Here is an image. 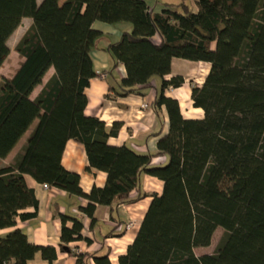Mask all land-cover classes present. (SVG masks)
I'll return each instance as SVG.
<instances>
[{"label":"trees","instance_id":"1","mask_svg":"<svg viewBox=\"0 0 264 264\" xmlns=\"http://www.w3.org/2000/svg\"><path fill=\"white\" fill-rule=\"evenodd\" d=\"M193 1L195 9L181 3L153 12L142 0H0V69L11 53L9 40L24 19L31 20L14 46L22 62L10 79L0 76V159L36 122L14 163L0 168V230L37 216L27 175L85 199L80 211L92 221L97 206L116 211L150 197L117 264H264V0ZM94 22L131 27L105 49L113 68L125 69L111 89L117 96L141 95L160 81L151 105L160 124L155 153L109 145L122 124L106 127L84 114V91L96 77L91 52L100 35ZM173 59L209 65L202 85L191 86L201 119L184 118L178 102L165 95L184 83L181 76L165 79ZM50 69L53 75L32 100ZM71 140L84 147L88 169L106 175L103 188L84 194L79 176L64 169ZM161 157L164 166L153 167ZM143 175L162 183L161 194L142 193ZM82 228L81 219L61 217V252L71 253L68 245L82 240ZM218 228L223 236L214 252L197 257L194 250L209 247ZM37 253L48 264L57 258L55 248L30 244L18 229L0 238V264H27ZM75 257V264H111L107 253Z\"/></svg>","mask_w":264,"mask_h":264},{"label":"crops","instance_id":"2","mask_svg":"<svg viewBox=\"0 0 264 264\" xmlns=\"http://www.w3.org/2000/svg\"><path fill=\"white\" fill-rule=\"evenodd\" d=\"M37 1L40 3L42 0ZM65 1L60 0L59 3L63 4ZM142 1L153 12H160L166 5L176 6L181 3H189L195 9L193 0ZM23 23H25V29L20 34L19 39L30 27L31 20L24 19L16 32ZM92 30L100 36L95 43L94 50L91 52L96 77L90 80L89 86L84 91L87 98L85 116L98 118L106 127H111L113 123L122 124L118 136L108 140L109 145L114 147L125 145L142 155L155 153L158 138L154 134L160 130V124L151 105L156 93L159 91L160 81L158 79L153 80L152 88L143 89L141 95L117 96L113 92L114 90L111 89H117L119 82L126 75L125 69L120 64L113 68V62L105 49L110 44L118 42L123 33L130 32L131 27L128 24L108 25L102 22H94ZM152 42L158 45L160 43L159 36L152 37ZM202 65L205 67V75L198 82L193 77ZM17 68L12 69V71ZM208 72L209 65L206 63L190 62L182 59H173L171 62L170 75L165 79L169 80L172 77L181 76L184 83L179 88H169L165 91V95L178 102L181 114L186 119H201L203 116L200 109H195L192 106L191 86L192 84L201 86ZM52 75L53 70L50 69L43 79L42 86L37 87L31 94L30 98L32 100L35 99ZM143 104H146L147 108L142 109ZM160 114L163 121L161 134H166L168 119L164 108H161ZM35 124L36 122L28 129L10 154L4 159H0V168L11 166L14 163L17 156L22 152ZM165 162V157L155 158L152 161V166L164 164ZM61 164L65 170L79 176V185L84 194H88L93 187H104L106 175L103 172L88 169V160L81 144L72 140L68 141L64 148ZM24 181L26 186L33 191L38 202L37 216L26 221L18 219L14 228L0 230V238H3L14 229H18L26 235L30 244L56 249L57 258L52 264H75V255L84 253L94 254L95 256H103L107 253L110 263L117 264L118 258L126 253L127 247L133 242L150 203V197H144L136 203L122 205L116 211L114 208L97 206L92 221L80 211L81 208L87 205L85 199L70 196L56 188L48 187V189H45L44 185L38 184L27 175L24 176ZM141 186L142 193L145 195L159 194L162 190V183L147 175L141 177ZM131 196H136V193L132 192ZM27 212L32 213L33 209H28ZM62 216L82 220V240L68 245L71 253H64L59 249ZM130 221H132V227L127 230L126 226ZM67 226L70 227L71 223L68 222ZM27 264H48V262L42 259L40 253H37ZM89 264L94 263L89 260Z\"/></svg>","mask_w":264,"mask_h":264},{"label":"rangeland","instance_id":"3","mask_svg":"<svg viewBox=\"0 0 264 264\" xmlns=\"http://www.w3.org/2000/svg\"><path fill=\"white\" fill-rule=\"evenodd\" d=\"M24 29H25V23H23L21 28L9 40L8 46L11 50V53H10L11 55H10L9 59L3 64V66L0 70V76L2 78L3 77L10 78L12 76V74L14 73V71H12V69H15L20 64L21 59L14 52V46L17 43V41L20 37V34L24 31ZM199 69L200 70H198L196 75H194V77H193L194 80H197L198 82H200L201 79L203 78V75H205V67L202 65L199 67ZM142 109H144V108H142ZM162 166H164L163 163H161L160 165H154L153 167H162ZM159 194H161V192ZM222 236H223L222 229H220V228L216 229L212 235L210 246L206 247V248H196L194 250V254L197 257L212 254L214 252L217 244L219 243L220 239L222 238Z\"/></svg>","mask_w":264,"mask_h":264},{"label":"built area","instance_id":"4","mask_svg":"<svg viewBox=\"0 0 264 264\" xmlns=\"http://www.w3.org/2000/svg\"><path fill=\"white\" fill-rule=\"evenodd\" d=\"M102 77H103V76H102ZM142 108H144V109L147 108V105L144 104V105L142 106ZM44 188H45V189H48V187H47L46 185H44ZM131 227H132V221H130V223L127 224L126 229L129 230Z\"/></svg>","mask_w":264,"mask_h":264}]
</instances>
